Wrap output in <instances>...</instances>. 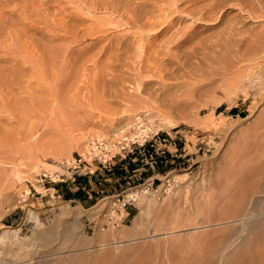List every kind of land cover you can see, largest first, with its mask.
<instances>
[{
	"label": "rangeland",
	"instance_id": "1",
	"mask_svg": "<svg viewBox=\"0 0 264 264\" xmlns=\"http://www.w3.org/2000/svg\"><path fill=\"white\" fill-rule=\"evenodd\" d=\"M151 1L0 0V264H219L223 246L239 234L243 240L225 264H248L264 243V221L243 229L233 220L244 207L232 208L242 203L248 176L249 185L264 183V61L239 63L227 41L219 43L229 22L264 33L263 7L258 0H248L250 6L242 0H164L162 7ZM212 2L223 7L217 20L191 15L192 8ZM134 10L145 25L157 18L156 28L129 23ZM151 14L156 17L148 19ZM168 22L174 26L156 35V25ZM187 33L204 66L194 70L196 59H190V74L184 67L178 71L184 77L176 73L178 78L170 79L172 66H165L166 75L164 62H170L176 39ZM204 38L207 45H221L207 47ZM201 50L220 56L205 64L210 56ZM219 59L229 66L218 67ZM139 74L150 80L145 88L137 89ZM160 75L182 83L180 114L171 109L169 117H159L157 110L132 104L137 96L148 99ZM127 108L136 113L124 112ZM144 139L148 145L141 149ZM94 155L107 161L99 163ZM77 156L112 172L111 180L102 182L112 188L91 192L83 206L67 199V181H60L72 173L68 166ZM43 171L55 174V181H36ZM45 186L65 194L55 197ZM122 190L137 191L129 215L115 225L96 217L103 204L94 205L99 198ZM254 198L263 213L264 195ZM228 203L231 214L218 216Z\"/></svg>",
	"mask_w": 264,
	"mask_h": 264
},
{
	"label": "bare ground",
	"instance_id": "2",
	"mask_svg": "<svg viewBox=\"0 0 264 264\" xmlns=\"http://www.w3.org/2000/svg\"><path fill=\"white\" fill-rule=\"evenodd\" d=\"M128 1V0H127ZM146 1H148V0H146ZM150 1V0H149ZM161 1H164V0H152L151 2H153L154 3V5H156V4H159L160 5V2ZM171 1V0H170ZM190 1V0H189ZM192 1V0H191ZM197 1H199V0H193V2H197ZM244 1V3L245 4H247V2H248V0H242V2ZM259 1V3L262 5V7H263V12H264V0H258ZM123 2V1H122ZM165 2V1H164ZM172 2V1H171ZM143 3V2H142ZM162 4V3H161ZM173 4V3H172ZM171 4V5H172ZM195 4V3H194ZM193 4V5H194ZM117 5V4H116ZM137 5V4H136ZM170 5V4H169ZM123 6H124V4H123ZM131 6V5H130ZM137 6H139V4L137 5ZM161 6V5H160ZM165 6V5H164ZM247 6H250L249 5V2H248V5ZM115 7V6H114ZM132 7V6H131ZM141 7V6H140ZM159 7V6H158ZM162 7V6H161ZM161 7H160V9H161ZM180 7V6H179ZM126 8V7H125ZM138 8V7H137ZM203 8H205V13H203L201 10L203 9ZM222 6H221V4H219L218 2H212V3H209V4H206V6L204 7H201V8H199V9H197V8H192L191 10H190V12H191V15L192 14H194V16H196V15H199V17H198V20H205V19H209V20H217L220 16H221V14H222ZM142 9V8H141ZM156 9V7H154V9L153 10H155ZM163 9V8H162ZM161 9V10H162ZM153 10H151V11H153ZM160 10V11H161ZM167 10V9H166ZM126 11V10H125ZM156 11V10H155ZM154 11V12H155ZM135 10H134V12H131V13H129L130 14V16L128 17V22L130 23V22H134V24H135V22H137V21H139L140 22V20H139V17L140 16H138L137 15V13L135 14ZM147 12H149V11H146V14H147ZM153 12V13H154ZM252 12L253 13H255L256 14V9L255 8H252ZM251 12V13H252ZM126 13V12H125ZM140 12H138V14H139ZM152 13V14H153ZM177 13V12H176ZM152 14L151 15H149V17H148V19L149 18H152V17H156V16H152ZM161 14L162 13H160V14H158V15H160L161 16ZM144 15V14H143ZM142 15V16H143ZM157 15V14H156ZM157 15V16H158ZM127 16V15H126ZM138 16V17H137ZM141 16V18L143 19V17L145 18L147 15H145V16H143L142 17ZM151 16V17H150ZM166 16V15H165ZM159 17V16H158ZM140 18V19H141ZM154 19H155V21H156V19L157 18H153V20L152 21H154ZM159 19V18H158ZM169 19V18H168ZM143 21V20H142ZM151 20H149V22L150 23H148L147 21V25H145V22H140V24L141 23H143V25H145V26H148L149 24L151 25V27L154 25L153 23H155V21L154 22H152ZM162 21V20H161ZM170 21V20H169ZM163 22H161L160 24H162ZM166 23V22H165ZM172 23V25L174 26V24H173V22H168L167 23V26L166 27H164L165 25H163L162 27H159L158 28V25H156L157 24V22H156V26H157V32L158 33H156V35H158V34H161V33H164V32H166V29L167 28H169V26H170V24ZM195 23V22H194ZM153 24V25H152ZM159 24V25H160ZM142 25V24H141ZM149 25V26H150ZM144 26V28H146ZM228 26V27H227ZM154 27V26H153ZM226 27H227V29H226ZM226 27H224L223 28V30L224 29H226V32H223V30H222V32H223V35H222V37L220 36L219 38H221V39H223L222 41H219V43L220 42H223L224 41V39L227 41H225L226 43H227V45L229 44V46H231V48L228 46V48H229V50L230 51H228V48L227 47H221L222 48V50L224 49V48H227V51L228 52H231V50H232V52L235 54L234 56L236 57L237 56V58H238V62L239 63H241V62H246L247 61V63H248V61H250V62H252L253 64H258V65H260L261 63H263V61H264V33L263 32H260V33H257V32H247L241 25L239 26V25H237V23H230L229 22V25L228 24H226ZM149 28V27H148ZM154 28H156V27H154ZM171 28V27H170ZM155 30V29H154ZM163 31V32H162ZM221 33V32H220ZM221 35V34H220ZM216 36H218V35H216ZM216 36H214V38H216ZM174 39L176 38V37H173ZM172 38V39H173ZM191 33H187V34H184V35H182L181 37H178V39H176V41H175V43H174V39L172 40L173 41V43H174V45H172V47H170V57H171V59H168L170 62H164V63H166L165 65H164V67L162 68V70H163V72L164 71H166L164 68H165V66H167L166 68L168 69V66L170 67V65L172 66V67H174V65H176V67H174V68H170L169 69V71L170 72H168V74H169V78L171 79V78H178V77H182L183 75H180L179 76V74H178V71H179V69L180 68H184V67H188V71H187V73H189V72H191L190 71V68H192V66H194L193 68H194V70L196 69V68H198L197 66L199 65V67L200 68H202V66H204V62L203 61H200V58H198L197 57V55L196 54H198V47L197 46H189L190 44H191ZM212 38V37H211ZM218 38V37H217ZM205 39V38H204ZM208 38H206L205 39V44L207 43L206 41H208V43L210 42L209 41V39L207 40ZM211 40V39H210ZM213 40V39H212ZM212 40H211V42H212ZM215 40H217L218 41V39H215ZM171 41V40H170ZM217 41H214L213 40V42H217ZM143 42V41H142ZM203 42V39H202V41H201V43ZM225 42L224 43H222V44H224V45H226L225 44ZM170 44H172V42H169ZM196 43V42H195ZM194 45V44H193ZM201 45H203V44H201ZM200 44H199V46H201ZM207 45V44H206ZM215 43H210L209 45H207V47H210V48H212V47H216V45H218V44H216L215 46ZM219 45H221V44H219ZM219 45H218V47L217 48H219ZM223 45V46H224ZM170 46V45H169ZM168 46V47H169ZM187 46V47H186ZM189 46V47H188ZM204 46V45H203ZM202 46V47H203ZM143 47V46H142ZM142 47H140V48H142ZM202 47H200V49L202 48ZM205 47V46H204ZM209 48V49H210ZM221 48L219 49V50H221ZM202 49H204V48H202ZM205 49L207 50V48L205 47ZM214 49H216V48H214ZM162 50V49H161ZM213 50V49H212ZM212 50H210V51H212ZM221 50V51H222ZM168 51H169V49H168ZM203 53V55L205 56V57H207L208 55H206V54H209L210 53V51L208 50V52L206 51L205 53L206 54H204V51L203 50H201ZM216 52L218 51V49H216L215 50ZM226 49H225V54H226ZM116 52V51H115ZM159 52V51H158ZM200 52V51H199ZM213 52V51H212ZM168 53V52H167ZM166 53V54H167ZM223 53V52H222ZM162 54V53H161ZM165 54V55H166ZM211 54H213V53H211ZM224 54V55H225ZM230 54V53H229ZM195 55H196V58H195ZM215 55L217 56H220V54H216L215 53ZM215 55H210L209 54V56H210V59H207V62L205 63V64H207L208 62H210V60H211V57L213 58ZM130 56V55H129ZM201 56V55H200ZM199 56V57H200ZM215 56V57H216ZM233 56V55H232ZM164 57V56H163ZM169 57V56H168ZM201 58V59H205L204 61H206V58ZM214 57V58H215ZM222 57V60L224 59L223 57H225V56H221ZM220 57V58H221ZM228 57H231L230 55L228 56ZM114 58V57H113ZM233 58V57H232ZM165 59V58H164ZM190 59H194V61H195V59H196V62H200L201 64H198V63H196L195 62V64H194V62H193V64H192V62H191V64L192 65H186V63H188V61H189V63H190ZM197 59H199L198 61H197ZM213 60V59H212ZM228 60V62H229V59L226 57V61ZM164 61V60H163ZM218 62V59L216 58L215 59V61H212V62ZM219 61H220V59H219ZM225 61V60H224ZM224 61H222V64H223V62ZM233 61V60H232ZM232 61H230V62H232ZM237 61V60H236ZM235 61V62H236ZM203 62V63H202ZM229 62V63H230ZM221 63V61L219 62V64ZM234 63V62H233ZM238 63V64H239ZM196 64H197V66H196ZM218 64V63H217ZM224 64H225V62H224ZM223 64V65H224ZM226 64H227V62H226ZM226 64H225V66H226ZM178 65V66H177ZM184 65V66H183ZM186 65V66H185ZM209 65V69H211V67H210V65L212 66V63H210V64H208ZM228 66H229V64H227ZM232 65V64H231ZM231 65H230V67H231ZM236 65H237V63H236ZM116 66H118V65H116ZM124 66V65H123ZM182 66V67H181ZM190 66V67H189ZM218 67H224V69H225V66H222L221 64H220V66L219 65H217ZM113 67V66H112ZM215 67V66H214ZM199 68V69H200ZM233 68V67H232ZM112 69V68H111ZM228 69V68H227ZM162 70H160V73H161V71ZM182 70H184V69H182ZM201 70V69H200ZM213 70H215V68L213 69ZM113 71V70H112ZM202 71V70H201ZM209 71H211V70H209ZM119 72V71H118ZM163 72L161 73V74H163ZM165 73V72H164ZM167 73V72H166ZM165 73V74H166ZM178 74V77H177V74ZM110 74H112V73H110ZM124 74V73H123ZM164 74V75H165ZM181 74V73H180ZM190 74V73H189ZM195 73H193V75H194ZM113 75V74H112ZM120 75V74H119ZM164 75H160V79H159V77H158V80L156 81V83L154 84L155 86H157V88H156V90H152L151 88H150V92H149V97L147 96V98L148 99H143L142 97H140V96H137V93H136V96L137 97H135L134 96V93L133 94H129V95H132L131 97L134 99V97L136 98V99H138V100H136V99H134V101L132 100V98H130L129 97V99L131 100V101H133V103L132 104H134V102L136 101V104H134V105H138L137 107H135V109H138V107H142V109H144V111L145 112H149V113H151L152 112V109L153 110H157V112L156 113H158L157 115H159V117H160V115H163V116H168L171 112H172V110L171 109H175V111L174 112H177V110L179 109L180 110V106H181V108L182 107H184L183 106V101H185V99L184 100H182L181 98H184V96H182L183 94H179L178 92H177V90L179 89V87H181L180 85L182 84L181 82H178V83H176L175 81L176 80H174V81H170V82H167V79H168V77L167 76H165V78L167 77V79L165 80V78H163V76ZM167 75V74H166ZM150 76V75H149ZM185 76H186V74H185ZM188 76V75H187ZM114 77V76H113ZM129 77V76H128ZM135 77H137V76H135ZM145 77V76H144ZM184 77V76H183ZM189 77V76H188ZM131 78V77H130ZM116 79H118V77L116 78ZM120 79V78H119ZM169 79V80H170ZM180 79V78H179ZM178 79V80H179ZM183 79V78H182ZM124 80V79H123ZM132 80V79H131ZM135 80V79H134ZM119 81V80H118ZM193 81V80H192ZM122 82H124V81H122ZM131 82V81H130ZM137 82H138V87H137V89H141V87L143 86H145V85H147V84H149L150 83V80H145L144 78L142 79V76L139 74L138 75V78H137ZM137 82H136V85H137ZM134 85V84H133ZM135 85V86H136ZM118 86V85H117ZM123 86V85H122ZM126 87V86H125ZM142 87V88H143ZM186 87V86H185ZM145 88V87H144ZM154 88V87H153ZM133 89V88H132ZM147 89V88H146ZM136 89L134 88V91H135ZM152 90V91H151ZM127 91V90H126ZM115 93V92H114ZM125 93V92H124ZM118 94V93H117ZM143 94V93H142ZM116 95V94H115ZM146 95H147V93H146ZM118 96V95H117ZM179 97H181L180 99H179ZM186 97V96H185ZM130 102V101H129ZM138 102V103H137ZM167 102H169V104L167 103ZM186 103V102H185ZM130 104V103H129ZM168 104V105H167ZM134 105H132V107H134ZM162 106H164V107H162ZM131 107V106H130ZM135 109H133V108H127L126 110H124V112H129V111H131L132 110V113H133V110L135 111ZM141 109V108H140ZM141 109V110H142ZM179 110H178V112L176 113V114H180L179 113ZM184 110V109H183ZM182 110V111H183ZM143 112V111H142ZM173 112V113H174ZM181 112V111H180ZM134 113H136V111L134 112ZM138 113V112H137ZM148 113V114H149ZM153 113H155V112H153ZM172 114V113H171ZM170 114V115H171ZM125 115V114H124ZM150 115H152V114H150ZM149 115V116H150ZM174 115H175V113H174ZM153 116V115H152ZM173 116V115H172ZM171 116V117H172ZM158 117V116H157ZM169 117V116H168ZM260 156V155H259ZM254 158V160L256 159L255 157H253ZM263 160V159H262ZM264 162V161H263ZM263 162H262V164H263ZM255 163V162H254ZM254 163H253V165H254ZM257 163V162H256ZM252 164H251V167L253 166ZM256 165V164H255ZM264 165V164H263ZM250 167V169H252ZM253 167H255V166H253ZM263 167V166H262ZM262 167H258L257 168V170L258 171H261V170H263L262 169ZM246 170V169H245ZM247 170H249V168L247 169ZM258 171L256 172L257 174H256V177H261V176H258V175H260L262 172H264V171H261V173L260 174H258ZM249 172V171H248ZM247 171H245L244 173H248ZM249 175H252V176H250V177H252V179L254 180V178H253V176L255 175V173H253V172H251V174H249ZM263 175V174H262ZM244 177H245V175H244ZM249 177V176H248ZM247 177V178H248ZM255 177V178H256ZM247 178H246V184L244 185L243 184V190H242V195H240V197H243L244 195H245V197H243V200H242V203L241 204H237V203H235L236 204V206H233L232 205V208L233 209H236L237 207H240L239 205H241V206H243L244 207V211H243V213H241V217L238 219V220H233V221H240V226L242 225L243 226V229H247V226H248V224H254V222H259V224H261L262 225V223L261 222H263L264 221V219H262V216L264 215V212L262 213V212H258V211H260V210H262V209H259V208H257L256 207V201H258V200H255V198H254V195H256V194H259V195H264V183H258V184H255L254 182H256L257 183V181H253L252 182V184H248L249 182H248V180H247ZM249 179V178H248ZM251 179V180H252ZM260 179V178H259ZM249 181H250V179H249ZM259 181V180H258ZM251 182V181H250ZM248 188H247V187ZM244 187H246L247 189V192H248V195L246 196V192L243 194V191H244ZM234 194V193H233ZM234 196V195H233ZM239 197V198H240ZM233 199H234V197H233ZM230 200V199H229ZM235 200V199H234ZM236 201H237V199H236ZM230 202V201H229ZM234 203V202H233ZM229 204V203H228ZM229 207H231V205L229 204V206L228 205H224V206H222V208L219 210L220 212H219V214H218V216H221V217H224V215H230L231 214V208H229ZM241 208V207H240ZM237 210H239V209H237ZM223 211V212H222ZM228 211H229V214H228ZM236 214H237V216L239 215L236 211H234ZM239 212V211H238ZM233 213V212H232ZM235 214V215H236ZM142 215H143V212H141V214L139 215V217L137 218V222H140L141 221V219H142ZM233 215H234V213H233ZM240 216V215H239ZM232 218H233V216H231ZM219 219V218H218ZM225 218H220L219 220H222V222H220V223H225V220H224ZM224 220V221H223ZM217 221V220H216ZM227 223H229V222H227ZM258 224H256V226H257ZM260 225V226H261ZM241 226V227H242ZM264 232V231H263ZM259 234V233H258ZM264 234V233H263ZM242 237H243V234H239V235H237V236H235L234 238H232L230 241H228V243L226 244V245H224L223 246V248H222V250L220 251V256H219V264H225L226 263V260H227V257H229V256H231V255H229V253L236 247V246H238V244H240L241 243V240H243L242 239ZM263 238H264V235H263ZM260 239V238H259ZM251 254V253H250ZM247 255V254H246ZM234 256V255H233ZM235 257V256H234ZM248 257V256H247ZM119 258V257H118ZM250 260H249V262L252 264V261H254L255 259H256V261H257V263L258 264H264V243L261 245V244H259V246L257 247V249L254 251V253H253V255L252 256H250V257H248ZM247 258V259H248ZM120 259V258H119ZM227 261H229V260H227ZM255 261V262H256ZM255 262H253L254 264H256ZM210 264H211V262H209ZM229 263V262H228ZM250 263H248V264H250ZM44 264H47V263H44ZM120 264V263H119Z\"/></svg>",
	"mask_w": 264,
	"mask_h": 264
},
{
	"label": "built area",
	"instance_id": "3",
	"mask_svg": "<svg viewBox=\"0 0 264 264\" xmlns=\"http://www.w3.org/2000/svg\"><path fill=\"white\" fill-rule=\"evenodd\" d=\"M146 145H148V142L146 139H144V141L139 144V148L144 149ZM95 147L97 149L99 146L95 144ZM104 155L107 154L105 153ZM92 159L97 160L99 163H104L107 161L106 159L102 158L101 155H94ZM72 164L73 166H68V168H72L71 176L74 181H76V178L80 175L90 176L94 173V171L91 172L90 169L87 167L90 165L86 162L84 158H82V156L74 157ZM103 167H105V165H103ZM54 177H56L55 174L43 171L38 174L36 181L41 183H48L55 181ZM60 181H66V178H60ZM167 182L169 183V180H167ZM149 185H147V187ZM136 195L137 191L128 192L126 190H122L120 192L101 196L99 200L94 204L96 205L99 202H103L101 207L96 209L98 211L96 217H106L108 221L111 222V224H118L120 221H123V219L128 216V213L126 212L127 208L135 203L137 199Z\"/></svg>",
	"mask_w": 264,
	"mask_h": 264
},
{
	"label": "crops",
	"instance_id": "4",
	"mask_svg": "<svg viewBox=\"0 0 264 264\" xmlns=\"http://www.w3.org/2000/svg\"><path fill=\"white\" fill-rule=\"evenodd\" d=\"M87 167L90 169L91 172L94 171V174L90 175V176H84V177L78 176L77 181L73 180V178L71 176V172H69L70 174L66 177L67 183L65 184V188L69 189V191L66 192V194L62 191H61V193H57V191L58 190L60 191L61 188H59V187L56 188L54 186H52V187L51 186H47V187L45 186L44 187L45 193H52V195L55 197H61V195L65 194V195H67V199L69 201H76V202L80 203V202H87L88 199H91V197H92L91 192L97 193L99 195V193H102L103 191L110 190L112 188L111 185H109V187L107 188L108 185L102 184V182L111 180V177H108V175H111L112 172L106 173V171H110V168L103 169V166H99V165L87 166ZM122 167H124V164L120 165V168H122ZM98 175H101V177L96 178ZM92 178H94L95 184H93V182L91 180ZM113 180L115 181V179H113ZM96 183L98 184V187H97ZM70 185L73 187H71ZM76 185H80V186L78 187ZM51 191H54V192H51ZM79 191H81L82 194H80L81 196L78 197V193H80ZM55 192H56V194H55ZM86 194H88L87 199L85 198V199L81 200V198H83V196L85 197ZM72 195H73V197H72ZM90 207H91V205L87 206V208H90ZM126 212L129 215V211L127 210Z\"/></svg>",
	"mask_w": 264,
	"mask_h": 264
}]
</instances>
